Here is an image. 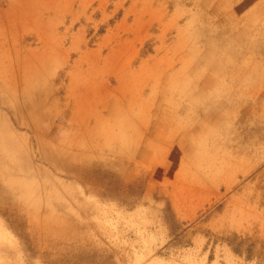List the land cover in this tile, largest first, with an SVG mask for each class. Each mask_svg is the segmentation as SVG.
I'll return each mask as SVG.
<instances>
[{"label":"rangeland","instance_id":"rangeland-1","mask_svg":"<svg viewBox=\"0 0 264 264\" xmlns=\"http://www.w3.org/2000/svg\"><path fill=\"white\" fill-rule=\"evenodd\" d=\"M251 36L264 39V0H0V97L27 105L23 121L68 166L43 161L33 132L0 105V186L15 197L0 209V264H264V137L252 132L264 117H249L264 82L257 102L247 93L242 109L220 106L221 81L236 82L219 68L237 64L245 77L229 50ZM190 40L181 59L177 44ZM45 59L50 74L33 76ZM140 71L146 113L122 99L137 97L126 82ZM171 73L198 90L194 125L177 132L179 102L158 89ZM208 111L218 117L202 119ZM131 117L167 148L143 157ZM103 168L111 176H84Z\"/></svg>","mask_w":264,"mask_h":264},{"label":"bare ground","instance_id":"bare-ground-1","mask_svg":"<svg viewBox=\"0 0 264 264\" xmlns=\"http://www.w3.org/2000/svg\"><path fill=\"white\" fill-rule=\"evenodd\" d=\"M177 12V11H176ZM209 20V19H208ZM192 22V21H191ZM208 23V22H207ZM236 24V22L234 23ZM188 25V24H187ZM206 25V24H205ZM210 25V24H209ZM212 25V24H211ZM185 26V25H184ZM182 27V26H181ZM183 28V27H182ZM181 28V29H182ZM180 29V28H179ZM186 29V28H185ZM206 32V31H205ZM184 32H179L178 34V38L180 39V37L183 35ZM188 40V39H187ZM189 44H185L183 45L182 43L178 42L177 44V50H175V52H177V55H180V58L182 59L184 54H183V50L185 51H188V52H193L194 53V42L192 43L191 40L188 41ZM232 47V44L231 46ZM230 54H231V57L233 59H235V61H237V63L239 62V60L243 57V68H244V71H245V77L241 76V74L239 73V69H238V65L237 64H234V63H229L227 65H225V67H222L220 68V70H228L229 69V72L232 76V79L233 81H235L236 83L235 84H229V88L227 87L224 88V82L222 81L221 83V86H223V89L221 90L222 93H227V99H228V103H223L221 104L220 103V106L221 107H225V108H228V109H232V108H235L237 107V105L240 103V107L239 109H242V107L244 106V104L246 102H248L246 99H248L250 96V93L252 94L251 98H253L252 100L254 102H257L258 101V98L256 96H254L255 94L258 95V92L256 90L257 87H259L263 82H264V39H260L259 41V37L258 38H255L253 36H251V38L247 39V41L245 42V45L242 49V51H238L236 49H230ZM174 53V52H173ZM50 55V54H48ZM179 58V57H178ZM35 61V60H34ZM54 61L55 60H50V59H45L43 61H41V63H39L38 65H36V69L34 70L33 72V76L35 77H40V78H44L46 76H48L50 74V71H51V68L54 64ZM14 62V61H13ZM38 62V61H37ZM77 62V61H76ZM109 62H107L108 64ZM194 63V62H193ZM213 63V62H211ZM78 65V64H77ZM168 65V64H167ZM76 66V65H75ZM22 67V66H21ZM79 68V67H78ZM31 69V68H30ZM29 69V70H30ZM33 69V68H32ZM17 70V69H16ZM120 71L121 74L124 73V70H118ZM185 71V70H184ZM166 74V73H165ZM20 75V74H19ZM18 75V76H19ZM125 75V74H123ZM165 76V75H164ZM191 76V75H190ZM32 78V77H31ZM168 81L165 80V89H167L165 91V96L167 97L168 95H170V99L175 101L177 100L179 103L177 104L178 106L175 107V110H174V115L171 116L170 118V121L171 120H174L175 123L177 122L178 119H180V114L178 112L181 111V104L183 102L182 99H186L187 97L186 96H192L193 93L191 92H188L186 90H184L182 92V90L179 91V94L181 95V97H178V98H175V90L178 86V79L179 77L176 75V73H171L168 75ZM233 78H236V79H233ZM2 80V79H1ZM134 80V79H133ZM132 80V81H133ZM164 80V79H163ZM162 80V81H163ZM222 80V79H221ZM230 80V81H231ZM18 81V80H17ZM220 81V80H219ZM28 82V81H27ZM190 82V81H189ZM23 84V83H22ZM35 84V83H34ZM133 83H131L132 85ZM120 86H118L119 88H116V90L122 95V81L121 83L119 84ZM226 85V84H225ZM219 86V87H221ZM217 87V86H216ZM231 87V89H230ZM24 88V87H23ZM35 88V87H34ZM182 88V87H181ZM68 89V88H67ZM156 88H152V90H154ZM187 89V88H185ZM217 89V88H216ZM190 91V90H189ZM218 91V90H217ZM20 92V91H19ZM215 92V91H214ZM247 93L249 95H247ZM68 94V93H67ZM66 94V95H67ZM126 94V93H125ZM191 94V95H190ZM200 94V93H199ZM179 95V96H180ZM212 95V94H211ZM20 96V95H19ZM78 96V95H76ZM127 96V95H126ZM196 96V95H195ZM198 96V95H197ZM201 96V95H200ZM69 97V96H68ZM197 98V97H196ZM62 99V98H61ZM122 99H126L125 97L122 96ZM199 99V97H198ZM208 99V98H207ZM26 100V99H25ZM64 100V99H63ZM9 101H13V106H10L9 105ZM65 101V100H64ZM125 101V100H124ZM198 101V100H197ZM21 101H16V96L15 97H0V105L1 106H5V107H8L9 110L11 111V113L13 114V116L17 119L18 123L20 125H23V124H26V128L33 132L34 134V137L36 138V144H37V147H38V154H40L41 158L43 161H45L47 164H51V165H55L57 168H68L67 164L65 163L64 165L62 166H57L56 163H55V158L53 157L54 154L51 152V149L47 147V143L44 141H41V136L39 137V133L37 132V127L35 125V121L34 120H31V118H27V122L25 123L23 120V117L21 115H23V112H22V108L25 110L26 108V104H23V106H20ZM23 102V101H22ZM145 102H150L149 99H146V101H142V105H146ZM187 102V101H186ZM193 102V101H192ZM80 102L78 100H76V103L75 105H79ZM202 104V103H200ZM61 105V104H60ZM68 105V104H67ZM132 105V104H131ZM189 105V104H188ZM57 107V106H56ZM62 108V107H61ZM72 109V108H71ZM122 109V108H121ZM131 109V108H130ZM188 110H190L189 112H187V117H192V114L194 115V106L191 105L189 108H187ZM69 110V109H68ZM128 110V109H127ZM218 111V110H217ZM217 111H208L206 113H201V118H209L210 120L218 117V112ZM29 112V111H28ZM69 112V111H68ZM102 112V111H101ZM35 113V112H34ZM66 113V112H65ZM71 113V112H70ZM136 113V112H134ZM138 114V113H137ZM128 115V114H127ZM131 115V114H130ZM136 115V114H135ZM103 116V115H102ZM137 116V115H136ZM144 116V115H142ZM64 117V116H63ZM78 117V112L73 110L72 111V120H75L76 118ZM138 117V116H137ZM140 117V116H139ZM145 117V116H144ZM249 117H252V118H256V117H264V103L262 105H259V107L257 106V108H255L251 115H249ZM132 118V117H131ZM130 118V119H131ZM146 118V117H145ZM139 119V118H138ZM102 120V119H101ZM56 121V120H55ZM200 121V120H199ZM172 122V121H171ZM167 125V121H163L162 122V125L161 126H164L166 127ZM178 125V124H177ZM45 127V126H43ZM77 127V126H76ZM79 127V126H78ZM90 127V126H89ZM143 127V126H142ZM73 128V127H72ZM82 128V127H81ZM42 129V128H41ZM79 129V128H78ZM95 129V128H93ZM139 129V128H138ZM176 129V128H175ZM43 130V129H42ZM81 130V129H80ZM178 130V129H177ZM191 130V129H190ZM9 131L11 134H13L14 132L12 131L11 127H6V132ZM67 131V130H66ZM88 131V130H87ZM91 131V130H90ZM136 131V130H135ZM174 131V129H173ZM207 131V130H206ZM44 132V131H42ZM72 132V131H71ZM159 132V131H158ZM253 135H258V136H262L264 137V125L262 124L259 128H256V130L252 131ZM8 133V132H7ZM54 133V132H53ZM92 133V132H91ZM204 133V132H203ZM139 134V133H138ZM188 134V133H187ZM116 135V134H115ZM153 135H156V134H153ZM189 135V134H188ZM62 136V135H61ZM117 136V135H116ZM18 139H21L20 137H23L22 135L21 136H17ZM47 137V136H46ZM130 137V136H129ZM253 137V136H252ZM48 138V137H47ZM255 138V137H254ZM60 139V138H59ZM132 140V139H131ZM130 140V141H131ZM151 141V140H150ZM150 141H147L146 145L147 146H151V147H154L152 150L153 152L155 153L156 150H162L163 148H167V145L164 146V147H159V146H155L154 144H152ZM194 142V141H193ZM138 144V142H136ZM166 143H169L168 140H166ZM252 144V143H251ZM77 145V144H76ZM75 145V146H76ZM194 144L192 143V146ZM80 146V145H79ZM79 146L77 145V147L79 148ZM156 147V148H155ZM58 148V147H57ZM63 148V147H62ZM67 148V147H66ZM72 148V147H71ZM59 149V148H58ZM142 150L141 152V155L143 157H148L149 154H146L147 151H152V150H149L147 148H144V149H140ZM72 151V150H71ZM83 152V151H81ZM93 152V151H92ZM139 152V151H138ZM88 153V152H87ZM126 154V153H125ZM139 154V153H138ZM194 155V154H193ZM39 156V155H38ZM155 156H157L156 154H154L153 156H151V158L153 159V157L155 158ZM123 158V157H121ZM2 161V160H1ZM36 163V162H34ZM97 164V163H96ZM101 164V162H100ZM98 166V165H96ZM75 169V168H74ZM97 169V168H96ZM63 170V169H62ZM82 172V171H81ZM122 172V171H121ZM116 173V172H115ZM79 174V173H77ZM84 176L86 178H89V177H94V179H97L99 177L101 178H107L108 176H111V173H109L107 170H87L84 174ZM124 176V175H123ZM81 177V175H80ZM116 177V176H115ZM122 177V175H121ZM125 178V177H124ZM122 179V178H121ZM84 181V180H83ZM117 181H119L117 179ZM102 182V181H101ZM107 182V181H106ZM99 183V181H98ZM103 184V183H102ZM108 184V182H107ZM110 184V183H109ZM5 186V185H4ZM3 186V187H4ZM103 186V185H102ZM116 186V185H114ZM14 188V187H13ZM4 189V188H3ZM2 187L0 186V209L1 210H7L8 208H11V205L14 204L15 202V197L12 199V197L10 195H6L5 192L3 191ZM36 190V189H35ZM18 191V190H17ZM27 191V190H26ZM38 192V191H37ZM38 197V196H37ZM19 201V200H18ZM17 201V202H18ZM23 203V202H22ZM20 211H15V214L17 215L16 218H17V225H20L21 224V220L23 218V214H22V210L19 208ZM32 210V209H31ZM3 211V212H4ZM30 212V211H29ZM6 213V212H5Z\"/></svg>","mask_w":264,"mask_h":264},{"label":"crops","instance_id":"crops-1","mask_svg":"<svg viewBox=\"0 0 264 264\" xmlns=\"http://www.w3.org/2000/svg\"><path fill=\"white\" fill-rule=\"evenodd\" d=\"M177 11V10H176ZM259 36V35H258ZM258 36H255L256 38H258ZM220 69V68H219ZM184 71V70H183ZM182 71V72H183ZM188 72V71H187ZM129 73L130 72H128L127 71V76H129ZM152 73V72H151ZM136 74H139V75H136ZM135 74V72L134 73H132V75L129 77V81L128 82H126V85L127 86H132L133 87V92H137L138 93V95H137V97H135V95H133L132 97H130V95L129 96H126V99H123V103H127V106L130 108V107H132V108H134L135 106L139 109V111H140V108L141 109H144V111H145V113H146V105H142V102H141V94L143 93V91H144V89H143V82H142V77H143V73L140 71V72H138V73H136ZM156 74V73H155ZM182 74V73H181ZM148 75V78H149V80H150V74H147ZM150 75V76H149ZM177 75V74H176ZM121 76V75H120ZM134 79V80H133ZM191 79H192V81L194 82V77H191ZM133 80V81H132ZM225 80L226 79H223L222 81H224L225 82ZM122 81V80H121ZM222 81H221V83H222ZM131 82L134 84V85H131ZM143 83V84H142ZM220 83V84H221ZM136 84V85H135ZM165 86V85H164ZM164 86H162V87H159L158 89H160L161 88V92H163V91H166L167 89H165V87ZM182 87V88H181ZM185 88H187V89H185ZM177 90H182V92L184 91V90H186L187 92H191V93H193L192 94V96H191V99H188V96H186L187 98L186 99H182L183 100V102L181 103V111L180 112H178L179 114H180V119H178V120H180V122H171V121H169V124L170 123H173V125L175 124V128L176 129H174V131L175 132H177V129L179 130V129H182V128H186L187 126L189 127L190 125H194V115L192 114V117H187V112H189L190 110H188L187 108H189L191 105H193L194 106V94L197 92L198 93V90L196 89V91H194V85L192 84V85H188V84H185V85H178L177 86V88H176V90L175 91H177ZM190 90V91H189ZM168 91V90H167ZM197 98L195 99L196 100V102H197V100H198V96H196ZM125 100V101H124ZM187 101V102H186ZM193 101V102H192ZM169 103V102H168ZM132 104V105H131ZM189 104V105H188ZM169 105V104H168ZM182 109H185V111H183L182 112ZM194 110V109H193ZM140 120L142 121V123H145L146 122V120H144V119H134V118H132V119H129V120H127L128 121V124H130V126L131 125H134V127H137V130L136 131H134L133 133H132V137L133 138H139V139H143V140H145L146 141V143H147V141H150V140H152L153 139V137L151 136L150 138L148 137V136H146V131H145V129L141 126V125H139L140 124ZM219 120V119H218ZM217 123H219V122H217ZM168 124V125H169ZM178 124V125H177ZM133 127V126H132ZM139 128V129H138ZM174 131H172V132H174ZM138 133H140V134H143L142 136L139 134V135H137ZM136 134V135H135ZM189 137H190V139L192 140V143H193V141H194V134H192V135H188ZM153 140H155V139H153ZM166 140V139H165ZM151 142V141H150ZM164 145V144H163ZM163 145H159V147L161 148V147H163ZM212 146H213V144H212ZM144 148H147V149H149L150 150V148H151V146H147V145H145L144 146ZM143 148V149H144ZM212 151V150H211ZM214 154V153H213Z\"/></svg>","mask_w":264,"mask_h":264}]
</instances>
